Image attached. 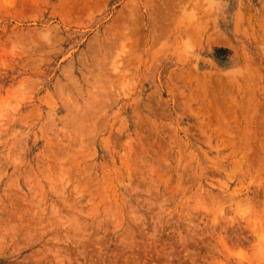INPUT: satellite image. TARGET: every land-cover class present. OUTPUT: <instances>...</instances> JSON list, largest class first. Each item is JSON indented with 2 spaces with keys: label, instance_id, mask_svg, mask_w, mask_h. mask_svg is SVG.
I'll list each match as a JSON object with an SVG mask.
<instances>
[{
  "label": "rangeland",
  "instance_id": "rangeland-1",
  "mask_svg": "<svg viewBox=\"0 0 264 264\" xmlns=\"http://www.w3.org/2000/svg\"><path fill=\"white\" fill-rule=\"evenodd\" d=\"M263 163L264 0H0V264H264Z\"/></svg>",
  "mask_w": 264,
  "mask_h": 264
},
{
  "label": "bare ground",
  "instance_id": "bare-ground-1",
  "mask_svg": "<svg viewBox=\"0 0 264 264\" xmlns=\"http://www.w3.org/2000/svg\"><path fill=\"white\" fill-rule=\"evenodd\" d=\"M84 2V1H83ZM86 2V1H85ZM72 4V3H71ZM85 4V3H84ZM133 5H135V4H133ZM77 6V5H76ZM89 6V5H88ZM93 7V6H92ZM68 8V7H67ZM79 8V7H78ZM83 8V7H82ZM83 10V9H82ZM136 10V9H135ZM77 10H75V12H76ZM79 12V11H78ZM134 12V11H133ZM68 15V14H67ZM81 15V14H80ZM133 15V14H132ZM133 17H134V15H133ZM127 18V17H126ZM131 18H132V16H129V19H130V22H132L133 21V18H132V20H131ZM263 18V17H262ZM129 19H128V21L127 22H129ZM136 19V18H135ZM129 27V26H128ZM126 29H127V27H126ZM130 31V30H129ZM132 31L134 32H136L137 31V28H136V30H135V28H134V30H133V28L131 27V34H132ZM127 32V31H126ZM134 32V33H135ZM139 32V31H138ZM204 32V31H203ZM134 33H133V37H134ZM124 34H125V32H124ZM137 35V34H136ZM128 36H130L129 35V33H128ZM132 36H130V39H132L133 38ZM52 38V37H51ZM134 38H136V37H134ZM134 38H133V40H134ZM129 39V40H130ZM133 40H131V41H133ZM137 40H138V37H137ZM134 43V42H133ZM152 63V62H151ZM251 88V87H250ZM244 90V89H243ZM254 93H255V91H254ZM253 93V94H254ZM255 108V107H254ZM235 112V111H234ZM257 114V113H256ZM254 117V116H253ZM258 119H259V117H258ZM260 122V121H259ZM250 123V122H249ZM212 124V123H211ZM240 131V130H239ZM254 132H255V130H254ZM259 132V131H258ZM250 137V136H249ZM250 139V138H249ZM233 141V140H232ZM235 141V140H234ZM238 147V146H237ZM250 150V149H249ZM256 161V160H255ZM258 161H259V159H258ZM264 164V163H263ZM228 173V172H227Z\"/></svg>",
  "mask_w": 264,
  "mask_h": 264
}]
</instances>
